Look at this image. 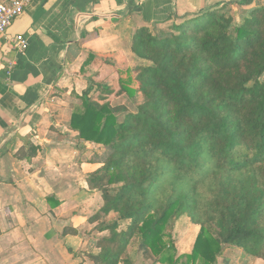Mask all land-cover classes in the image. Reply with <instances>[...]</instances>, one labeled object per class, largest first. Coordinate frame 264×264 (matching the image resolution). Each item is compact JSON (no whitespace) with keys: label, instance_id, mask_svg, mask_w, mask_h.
Instances as JSON below:
<instances>
[{"label":"trees","instance_id":"trees-1","mask_svg":"<svg viewBox=\"0 0 264 264\" xmlns=\"http://www.w3.org/2000/svg\"><path fill=\"white\" fill-rule=\"evenodd\" d=\"M166 22L133 35L145 64L121 71L120 93L135 111L93 101L89 87L72 114L76 148L109 150L87 181L103 200L91 221L110 236L87 257L131 264L125 256L136 247L159 264H233V249L264 260V3ZM97 58L89 54L83 68ZM111 214L118 220L106 224ZM183 216L200 231L192 252L177 256L167 228Z\"/></svg>","mask_w":264,"mask_h":264},{"label":"crops","instance_id":"crops-1","mask_svg":"<svg viewBox=\"0 0 264 264\" xmlns=\"http://www.w3.org/2000/svg\"><path fill=\"white\" fill-rule=\"evenodd\" d=\"M242 1L246 7L264 3L33 0L13 21L0 39V264H94L84 253L83 234L97 225L92 215L103 203L87 181L92 165L72 139L49 131L62 127L51 120L50 98L80 60L77 45L83 49L98 32L105 48L123 47V37L132 47L141 27H163L176 15L193 17ZM17 35L29 40L24 54L9 42Z\"/></svg>","mask_w":264,"mask_h":264},{"label":"rangeland","instance_id":"rangeland-1","mask_svg":"<svg viewBox=\"0 0 264 264\" xmlns=\"http://www.w3.org/2000/svg\"><path fill=\"white\" fill-rule=\"evenodd\" d=\"M162 28L165 29L168 28V26H163ZM98 36L99 34L97 32L95 38L91 37L83 43L84 48L77 53V56L79 57H75V60L76 58L80 60L69 68L63 84L60 87H57L56 91L52 93L50 98L51 120L54 122V125L60 124L62 127L67 126L66 132H64V127L56 129V126H51L49 131L50 136L53 138L63 136L64 134L62 133H65L64 136L72 139L75 145L79 143L77 132L71 129V117L73 112L81 107V96L89 87H93L91 93L93 101L99 102L100 104L109 102L113 106L123 105L130 108L131 111H135V105L133 102L126 94L120 93V73L121 71L133 70L138 65H144L145 63L136 59L131 50V42L127 43L123 36L124 46L116 49L105 48L102 40H100ZM91 53L97 55L98 58L83 68L84 61L88 59V56ZM106 58L110 59L111 64H106L104 62L103 59ZM100 84L107 86V88L113 92L109 93L105 91L104 88L99 86ZM87 145H91V147L87 148L86 144H84L82 157L85 162H92V164L89 163L92 165V168L87 175L88 178L89 175L102 167L103 159H105L109 150L105 145L101 144L89 142ZM97 212L92 215V218ZM117 220L118 215L111 214L104 221L106 224H111ZM128 225V221L121 222L119 231L126 230ZM199 231L200 226L193 224L188 216H183L178 220L170 222L167 228V233L172 236L177 256L190 254L192 252ZM83 234L87 242V245L84 248V253H86L87 259H89L87 257L88 253L95 255L99 253V250L95 247L97 243L96 241L110 236L108 232H100L99 223L92 227L88 226L85 228ZM127 255L128 256L125 257L131 259V264H159L156 258L146 259L143 256V253L138 251L136 247L129 249ZM229 255L233 264H264V260L256 259L254 256L247 254L241 249H233L232 251H229ZM223 261L224 258H219L218 264H224ZM120 264L124 263L121 262Z\"/></svg>","mask_w":264,"mask_h":264},{"label":"built area","instance_id":"built-area-1","mask_svg":"<svg viewBox=\"0 0 264 264\" xmlns=\"http://www.w3.org/2000/svg\"><path fill=\"white\" fill-rule=\"evenodd\" d=\"M32 2L33 0H0V39L7 38L13 21L22 16ZM9 42L16 51L22 54L29 48V40L23 35L11 37Z\"/></svg>","mask_w":264,"mask_h":264}]
</instances>
